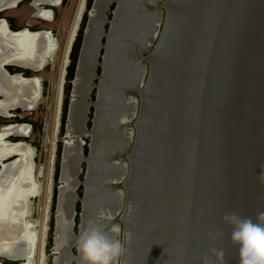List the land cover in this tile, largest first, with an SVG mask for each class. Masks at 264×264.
I'll return each instance as SVG.
<instances>
[{"label": "water", "instance_id": "1", "mask_svg": "<svg viewBox=\"0 0 264 264\" xmlns=\"http://www.w3.org/2000/svg\"><path fill=\"white\" fill-rule=\"evenodd\" d=\"M111 1L75 75L57 264L107 213L133 233L123 264H240L221 218L264 212V0H116L104 34Z\"/></svg>", "mask_w": 264, "mask_h": 264}, {"label": "flooded vegetation", "instance_id": "2", "mask_svg": "<svg viewBox=\"0 0 264 264\" xmlns=\"http://www.w3.org/2000/svg\"><path fill=\"white\" fill-rule=\"evenodd\" d=\"M81 1L83 3L81 10L79 4V9L78 6L76 9V13L78 10L77 15H79L80 10V16L76 28L75 26L72 28V30L75 28V32L70 44L67 45L74 19L66 39V35L63 38V34L67 24L66 19L69 10H71V0H0V152L3 154L0 157V176H2L0 193L1 195L3 193L7 195L14 187L21 188L22 184L28 186V189L22 188L26 192L33 188L31 197L28 199L27 208L30 207V201L34 197L37 188L35 176L40 158L34 153L37 151L36 147L40 134L44 136L46 131L50 133V130H52L51 124L56 128L54 130L55 136L59 132L64 133V131H67L69 134L72 131L69 127L70 119L68 121L66 119L69 106L66 94L71 83V72L76 60L75 70L77 71L87 25L86 23L83 25L86 6H88L90 0H80L79 3ZM91 2L93 3L90 4L89 11H92L95 0ZM110 4L108 3V7ZM163 6L166 13L165 3ZM116 7L114 13L112 12L113 14H115ZM41 39L45 41L46 46H42ZM64 39L66 40V46L60 59L58 53ZM47 41H49V49ZM52 64L54 66L60 64L58 67L60 70L58 74V93L61 94L56 103V118L54 119L51 117L50 112L46 113L47 108L43 107L50 106V104L38 103L43 92L52 91L53 89L50 83ZM60 77L62 78L61 83ZM63 93L65 95L64 99L62 97ZM91 103L89 101V104ZM47 114L48 116H46ZM69 114L70 108L68 116ZM60 150L62 151H60V156H62L64 148L61 147ZM12 164H16V167L13 168ZM24 176L26 181L23 182L22 180L21 184H17L19 179H23ZM28 176L31 181L28 180ZM5 190L6 192H4ZM22 195L19 197V202ZM5 221V217L0 216V228L4 227ZM25 221L30 236L27 239L28 242H24L20 233L13 234L9 232L6 240L15 239L16 242H11V244L15 243L16 245H6L0 242V250L6 247L7 250L18 249L20 253L0 252V264H57V261H59L57 259L61 253L57 250V247H54L53 233H56V225L54 226L46 219L43 224L45 230L38 240V235L34 229L35 226H39L37 217L30 216L28 210ZM77 233L73 232V236H80L82 231ZM2 236L6 235H1V238ZM74 240V243L65 244L67 248V250L65 248L66 252L64 253L66 260L62 264H82L79 251L74 253L70 249L72 245L78 244L79 240L77 238ZM25 243L26 247L20 250L19 248L24 246ZM52 249H56L59 255H51L54 252H52ZM25 251L26 253L29 251V253L26 254ZM39 257H41L40 261H38Z\"/></svg>", "mask_w": 264, "mask_h": 264}, {"label": "rangeland", "instance_id": "3", "mask_svg": "<svg viewBox=\"0 0 264 264\" xmlns=\"http://www.w3.org/2000/svg\"><path fill=\"white\" fill-rule=\"evenodd\" d=\"M80 0H71V10H69V15L67 17V24L66 27L64 28V34H63V38L66 35L65 39L67 38V34L69 32V28L71 25V31L69 34V38H68V42L67 45L70 44V41L73 37V34L75 32V28H76V24L77 21L79 19L80 16V10L82 8V1L79 3ZM94 0H90V2L88 3V6H86V13H85V17H84V23L83 25L86 23L88 24L89 18H90V14H91V10L89 11V6L90 4H92ZM111 4L109 5V7L106 9V11H104L108 17V20H106L103 25H102V30L104 34H107L111 28V20L113 18V11L115 9V7L117 6V1L116 0H112V2H110ZM80 6V10H79V15L78 14V10L76 13V9L77 6ZM78 6V9H79ZM113 12V13H112ZM76 13V16L74 18V15ZM89 16V17H88ZM86 19V20H85ZM108 21V22H107ZM73 26H75L74 30H72ZM87 27V25H86ZM84 28V27H83ZM86 31V29H85ZM64 39V41L61 43V49L59 50V58L61 59V55L64 53L63 50L65 49L66 46V40ZM42 40V46H46L45 41ZM48 42V49H49V41ZM80 56V55H79ZM77 63V60L74 62L73 65V69L71 72V83L69 84V88H68V92L66 94V100L67 103L69 104L68 109H67V121H68V113H69V108H70V103H71V98H72V89L74 86V80H75V65ZM60 65V64H59ZM59 65L54 66V64H52L51 66V78H50V83L53 86L52 91H46L42 93V97L39 99V104H50V106H43L46 109V113L50 112L51 113V117L56 118L55 116V112H56V103L59 100V96L61 93H58V74H59ZM62 78L60 77V83H61ZM60 83H59V91H60ZM64 92V90H63ZM63 99L65 98L64 93L62 94ZM43 103H40V102ZM48 116V114L46 115ZM52 119V120H53ZM66 121V122H67ZM52 122V121H51ZM52 130L46 131L45 135H41L38 139V143H37V147H36V153H34L35 155H38V157L40 158V163H37V170H36V183H37V188H36V192L34 193V197L31 199L30 201V207L28 208L29 210V215L32 217H37V224H39V226H35L34 229L38 235V240L39 237L42 236L43 231L45 230V226L43 225L45 220L47 219L49 221V223L51 222L54 226L56 225V216H57V207H58V195H59V186H60V178H61V169H62V156H60V153L62 152L60 149L61 147L64 148L65 143L67 142H72V141H77L79 139V136L77 134H73V133H67V131L63 132H59L58 135L56 134L55 136V132L54 130H56L55 126H52ZM25 130V129H24ZM25 132V131H24ZM63 133V134H62ZM32 147V146H31ZM60 148V149H59ZM31 151V150H30ZM61 151V152H60ZM32 153V151H31ZM33 158V157H32ZM31 197V196H30ZM29 197V199H30ZM28 213V211H27ZM18 222V220H16ZM15 221V222H16ZM19 224H21V222L19 221ZM54 226H52L54 228ZM53 237H54V242H55V233H53ZM24 246H26V243L24 244ZM54 247H55V243H54ZM0 251L2 252H17L20 253L19 250L17 249H1ZM30 251V250H29ZM29 251L26 253L28 254ZM54 251V252H53ZM52 254L55 256V249H52ZM41 260V257L38 258V261Z\"/></svg>", "mask_w": 264, "mask_h": 264}, {"label": "clouds", "instance_id": "4", "mask_svg": "<svg viewBox=\"0 0 264 264\" xmlns=\"http://www.w3.org/2000/svg\"><path fill=\"white\" fill-rule=\"evenodd\" d=\"M221 219L232 227L231 240L239 246L240 264H264V212L257 214L256 222L234 212L224 214ZM114 221L115 216L107 213L100 220L89 222L78 241L82 264H123L126 245L131 243L133 233L123 232L121 238L122 227ZM213 251L223 260V249Z\"/></svg>", "mask_w": 264, "mask_h": 264}, {"label": "bare ground", "instance_id": "5", "mask_svg": "<svg viewBox=\"0 0 264 264\" xmlns=\"http://www.w3.org/2000/svg\"><path fill=\"white\" fill-rule=\"evenodd\" d=\"M104 15L106 17V20H108V17H107L105 12H104ZM22 49H23V47L21 48V50ZM2 156H3V154L0 152V157H2ZM62 159H63V157H62ZM11 166H13V168H15L16 164H12ZM4 170L6 171V169H4ZM1 177L2 176H0V180H1ZM22 180H23V182L26 181L25 176L23 179L20 178L17 184H21ZM28 180L31 181L29 176H28ZM22 188L28 189V186L25 184H22L21 188L20 187H14L11 191H9V194H7V195H5L4 193H3V195H1V193H0V216L5 217V219H6L4 227L0 228V242H2L3 244H6V245H14V246L16 245L15 243L11 244V242H16L15 239L6 240L7 234L9 232L13 233V234L20 233L24 242H26L27 239L30 237L28 232H27L28 229H27V223L25 221V215L28 211V208H27L28 199H29V197L33 191L32 190L33 188L30 189L28 192H26V190H24ZM59 188H60V186H59ZM4 192H6V190ZM20 195H22V198H20V202H19ZM58 197H59V195H58ZM16 220H18V222ZM19 221L21 222V224H19ZM5 231H8V232L4 233ZM32 234L34 235L33 232H32ZM1 235H6V236H2V238H1ZM34 237H35V235H34ZM3 238H5V239H3ZM33 241H34V239H33ZM18 242H19V240H18ZM31 244H34V243H31ZM24 247H26V246H22L21 247L22 249L21 248H19V249L23 250ZM4 249H7V248L5 247ZM0 252H2V251H0Z\"/></svg>", "mask_w": 264, "mask_h": 264}]
</instances>
